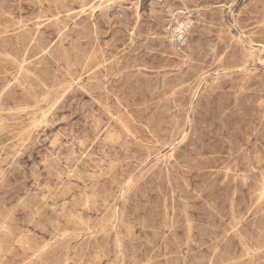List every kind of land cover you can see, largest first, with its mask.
<instances>
[{"label": "rangeland", "instance_id": "obj_1", "mask_svg": "<svg viewBox=\"0 0 264 264\" xmlns=\"http://www.w3.org/2000/svg\"><path fill=\"white\" fill-rule=\"evenodd\" d=\"M0 264H264V0H0Z\"/></svg>", "mask_w": 264, "mask_h": 264}, {"label": "bare ground", "instance_id": "obj_2", "mask_svg": "<svg viewBox=\"0 0 264 264\" xmlns=\"http://www.w3.org/2000/svg\"><path fill=\"white\" fill-rule=\"evenodd\" d=\"M104 10V9H103ZM83 12V11H82ZM72 15H73V13H72ZM38 33V32H37ZM5 36V35H4ZM62 57V56H61ZM60 75V74H59ZM260 189V188H259ZM263 198V197H262Z\"/></svg>", "mask_w": 264, "mask_h": 264}]
</instances>
